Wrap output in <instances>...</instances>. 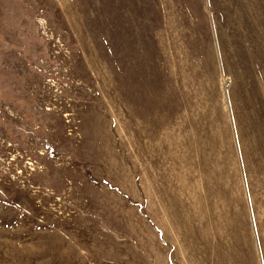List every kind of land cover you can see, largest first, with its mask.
<instances>
[{"label": "rangeland", "instance_id": "rangeland-1", "mask_svg": "<svg viewBox=\"0 0 264 264\" xmlns=\"http://www.w3.org/2000/svg\"><path fill=\"white\" fill-rule=\"evenodd\" d=\"M0 264H264V0H0Z\"/></svg>", "mask_w": 264, "mask_h": 264}]
</instances>
